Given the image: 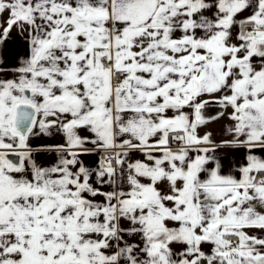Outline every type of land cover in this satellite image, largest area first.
Wrapping results in <instances>:
<instances>
[{"label":"snow or ice","instance_id":"obj_1","mask_svg":"<svg viewBox=\"0 0 264 264\" xmlns=\"http://www.w3.org/2000/svg\"><path fill=\"white\" fill-rule=\"evenodd\" d=\"M0 264H264V0H0Z\"/></svg>","mask_w":264,"mask_h":264},{"label":"crops","instance_id":"obj_2","mask_svg":"<svg viewBox=\"0 0 264 264\" xmlns=\"http://www.w3.org/2000/svg\"><path fill=\"white\" fill-rule=\"evenodd\" d=\"M224 123V122H221ZM210 130H212L213 132H215L217 135L220 134L221 131V125L220 124H212L209 126ZM53 141L51 140H47V139H42V140H38V139H34L33 140V145H39V144H43V143H52Z\"/></svg>","mask_w":264,"mask_h":264}]
</instances>
